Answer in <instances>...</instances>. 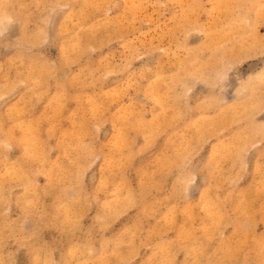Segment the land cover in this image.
I'll use <instances>...</instances> for the list:
<instances>
[{
    "label": "rangeland",
    "instance_id": "1",
    "mask_svg": "<svg viewBox=\"0 0 264 264\" xmlns=\"http://www.w3.org/2000/svg\"><path fill=\"white\" fill-rule=\"evenodd\" d=\"M264 0H0V264H264Z\"/></svg>",
    "mask_w": 264,
    "mask_h": 264
},
{
    "label": "snow or ice",
    "instance_id": "2",
    "mask_svg": "<svg viewBox=\"0 0 264 264\" xmlns=\"http://www.w3.org/2000/svg\"><path fill=\"white\" fill-rule=\"evenodd\" d=\"M259 75H260L261 78H264V69H262V70L260 71Z\"/></svg>",
    "mask_w": 264,
    "mask_h": 264
}]
</instances>
